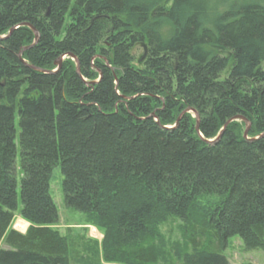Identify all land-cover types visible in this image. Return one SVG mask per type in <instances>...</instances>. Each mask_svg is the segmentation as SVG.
Listing matches in <instances>:
<instances>
[{"label":"trees","instance_id":"obj_1","mask_svg":"<svg viewBox=\"0 0 264 264\" xmlns=\"http://www.w3.org/2000/svg\"><path fill=\"white\" fill-rule=\"evenodd\" d=\"M232 3L0 0V264H85L83 236L53 227L56 167L65 204L104 230V264H230L236 235L264 251V0ZM238 115L247 136L234 119L216 139ZM172 218L178 263L155 242Z\"/></svg>","mask_w":264,"mask_h":264},{"label":"rangeland","instance_id":"obj_2","mask_svg":"<svg viewBox=\"0 0 264 264\" xmlns=\"http://www.w3.org/2000/svg\"><path fill=\"white\" fill-rule=\"evenodd\" d=\"M222 0H210L211 5H219L217 13L221 15L232 12L236 7L233 0L229 1V4L221 3ZM240 4H250L254 0H239ZM172 1L168 7L172 6ZM211 17V16H210ZM210 26V25H209ZM162 35L169 38L174 33V28L170 25L162 27ZM216 55H227L228 53L222 50H214ZM132 55L134 56V65L143 67V60L146 54V44L138 43L132 48ZM75 60V59H74ZM76 61V60H75ZM77 63V62H76ZM78 65V64H77ZM264 69V61L262 63ZM230 67H228L222 73V77H226L229 73ZM189 113L194 118H199L198 113L195 110L189 109ZM241 122L242 119H238ZM16 127L19 132V117L16 116ZM19 149V146H18ZM19 163V157H18ZM63 174L59 167H56L53 171L51 180V192L53 199L55 200L60 213L59 221L53 225L61 234L75 236H83L85 245L81 246L83 250V256L85 264H104L102 255V241L104 238V230L98 227L94 222L88 221L81 212L68 207L64 201V192L62 187ZM181 219L172 218L163 223L159 230L160 234L155 237V242L163 249V259L170 260V262H179V259L183 257L185 252L191 251L188 238V230L186 224H182ZM30 226V223L22 218L19 213H16L15 219L12 223V228L25 233ZM7 248L4 242H0V249ZM225 253L229 258L230 264H264V251L258 247H249L247 243L240 236H233L227 242Z\"/></svg>","mask_w":264,"mask_h":264},{"label":"water","instance_id":"obj_3","mask_svg":"<svg viewBox=\"0 0 264 264\" xmlns=\"http://www.w3.org/2000/svg\"><path fill=\"white\" fill-rule=\"evenodd\" d=\"M33 28V30L35 31V33H36V41L38 40V32H37V30L34 28V27H32ZM69 56H71V57H73V59H75L76 60V62H77V66H78V69H79V62H78V60L73 56V55H71V54H69ZM64 59V56L62 57V58H60V59H58L57 60V64H58V69L61 67V65H62V60ZM193 110V109H192ZM234 119H242V120H245L246 121V123L248 124V127H247V129H246V131H245V136H247V134H248V130H249V127H250V122L247 120V119H245V118H243V116H240V115H238L237 117H235V118H233V119H231V120H229L226 124H225V126L223 127V129L221 130V132L218 134V136H217V138L216 139H218L219 137H220V135L222 134V132L225 130V128L227 127V125H228V123L229 122H231V121H233ZM196 129L198 130L199 129V125H198V118H197V124H196ZM260 136H264V133H262ZM212 141H214V140H212Z\"/></svg>","mask_w":264,"mask_h":264}]
</instances>
